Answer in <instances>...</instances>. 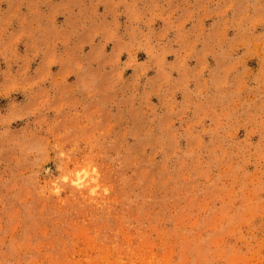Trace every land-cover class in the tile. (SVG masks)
Here are the masks:
<instances>
[{
    "label": "rangeland",
    "instance_id": "374dc122",
    "mask_svg": "<svg viewBox=\"0 0 264 264\" xmlns=\"http://www.w3.org/2000/svg\"><path fill=\"white\" fill-rule=\"evenodd\" d=\"M0 264H264V0H0Z\"/></svg>",
    "mask_w": 264,
    "mask_h": 264
}]
</instances>
